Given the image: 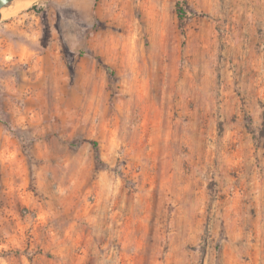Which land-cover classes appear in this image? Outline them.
Here are the masks:
<instances>
[{
  "label": "rangeland",
  "instance_id": "obj_1",
  "mask_svg": "<svg viewBox=\"0 0 264 264\" xmlns=\"http://www.w3.org/2000/svg\"><path fill=\"white\" fill-rule=\"evenodd\" d=\"M0 264H264V0L2 13Z\"/></svg>",
  "mask_w": 264,
  "mask_h": 264
},
{
  "label": "bare ground",
  "instance_id": "obj_2",
  "mask_svg": "<svg viewBox=\"0 0 264 264\" xmlns=\"http://www.w3.org/2000/svg\"><path fill=\"white\" fill-rule=\"evenodd\" d=\"M36 0H13L8 7L2 9V13L8 15L14 11L23 8L24 6L30 5Z\"/></svg>",
  "mask_w": 264,
  "mask_h": 264
},
{
  "label": "water",
  "instance_id": "obj_3",
  "mask_svg": "<svg viewBox=\"0 0 264 264\" xmlns=\"http://www.w3.org/2000/svg\"><path fill=\"white\" fill-rule=\"evenodd\" d=\"M13 0H0V18L2 14V9L9 6Z\"/></svg>",
  "mask_w": 264,
  "mask_h": 264
},
{
  "label": "trees",
  "instance_id": "obj_4",
  "mask_svg": "<svg viewBox=\"0 0 264 264\" xmlns=\"http://www.w3.org/2000/svg\"><path fill=\"white\" fill-rule=\"evenodd\" d=\"M177 12H178L179 19L181 21H183L184 18H185V12L182 10V8L180 7L179 3L177 4ZM94 144L96 145L95 142H94Z\"/></svg>",
  "mask_w": 264,
  "mask_h": 264
}]
</instances>
